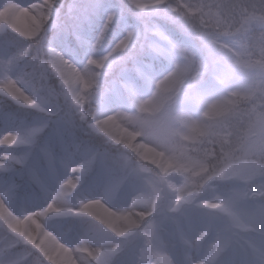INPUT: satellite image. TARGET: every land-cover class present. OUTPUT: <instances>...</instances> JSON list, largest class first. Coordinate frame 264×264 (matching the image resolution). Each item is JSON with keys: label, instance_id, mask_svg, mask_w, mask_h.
Here are the masks:
<instances>
[{"label": "trees", "instance_id": "trees-1", "mask_svg": "<svg viewBox=\"0 0 264 264\" xmlns=\"http://www.w3.org/2000/svg\"><path fill=\"white\" fill-rule=\"evenodd\" d=\"M63 1L57 0L58 5H61ZM21 2L39 6L34 10L36 13L41 6L47 9L45 0H21ZM110 2L115 6L109 7ZM188 4L186 0H110L99 7L100 15L96 22L73 31L59 30L55 34H51L50 31L49 38L58 37L63 41L65 48L74 51H79L78 44L87 35L90 34L92 37L87 60L77 57L74 62L81 69L80 78L70 84L76 90L73 98L74 107L78 109L76 117L82 124H71L65 130L58 131L52 146L51 159L57 164V166L54 165L55 168L64 170L72 161H76L81 163L79 166L75 163L74 168L78 170L82 181L86 172L91 173L84 187L80 188L75 183L68 185L73 193L83 191V188H92L103 181L105 176L100 171L99 161L103 159L113 165L110 152L117 149L126 153V150H130L127 151L128 157L135 155L139 158V154H143V148H137L140 145V135L129 131L124 124H121L117 115L120 112L129 113L145 109L144 101L154 95L160 82L174 76L176 58L171 49L172 45H179L188 52L195 53L204 66H207V70L198 82L190 83L193 79L183 81L181 77L180 80L173 81L171 84L176 90H180L187 84H190L187 87L194 86L190 96L179 102L174 121L175 132L180 141L192 150L193 160H179L162 151L159 154L158 163L152 167L153 174H157L160 181L163 179L165 184L171 187L173 200L168 207H172L178 199L189 200L193 196L191 184L180 183L182 175L185 174L187 178H198L209 172L210 163L215 156L214 150L212 149L210 154L211 148L206 145L210 142L212 125L224 116H229L235 109L248 107L255 102L261 82L259 78H253L241 70L236 72L232 69L224 70L222 63H213L208 53L200 52L199 36L195 35L200 31L196 28L188 30L182 23L181 11ZM24 14H26L25 11L18 19L11 22L10 26L25 36H33L37 31L39 17L36 28L29 30V27L23 26L22 23ZM0 21H7L3 11H0ZM29 31H34L35 34H29ZM143 35L146 37L147 50L136 57L129 58L126 66L119 72H112L111 67L124 55L132 53L142 41ZM211 41L231 53L242 55L241 47L226 45L222 40L212 39ZM2 49L5 47L0 46V53ZM221 70L227 72L226 77L221 76ZM30 105L31 98L18 85L14 87L13 80L0 82V109L14 111L22 124L31 120V114L25 111ZM82 115L85 118H81ZM20 125L10 127L17 129ZM3 129L4 126H0V135ZM41 131L42 126H31L27 130H21L17 135V139H21L18 150L28 147L26 153H28L27 160L30 167L32 145L37 138L41 137ZM197 146L208 150L207 158L203 152L194 153L193 149ZM105 148H108L107 152L104 151ZM141 160L142 158L134 164L128 162L131 164L128 167H132V173H137L133 176L132 184L129 182V174L120 170L116 171L115 175L121 180H115L113 186L109 188L111 193L119 192V196L135 192L136 196H131L133 197H130L131 200L137 201L141 198L144 204L140 207L143 210H155L157 206L152 204L153 202L147 204L152 185L144 176L146 173L140 171L137 166V163H143ZM31 168L33 169L31 174L26 168L19 167L12 175L23 186L37 187L33 183L34 178L40 180L42 178L38 174L37 166ZM45 196L49 197L48 190ZM255 197L264 201V190L257 191ZM58 209L67 215L73 214L71 210L61 207L50 211ZM220 212L227 216L228 226L236 227L244 224L237 209L223 205L220 206ZM104 226L91 231L94 232L95 237L113 240V245L105 247L101 253L102 259L99 260L90 251L82 250L83 256L92 261V264H124L125 261L137 264L144 255L140 248H146L148 259L152 257L154 264H160L158 253L163 251L169 242L164 236L165 229L156 228L158 230H154L149 238L145 234L137 237L138 222L128 218L123 220V224L119 223L115 226L108 223ZM177 232L183 231L178 227ZM167 233L171 235L170 231ZM174 234L176 233L172 235ZM117 241L122 242V246L118 245Z\"/></svg>", "mask_w": 264, "mask_h": 264}, {"label": "rangeland", "instance_id": "rangeland-1", "mask_svg": "<svg viewBox=\"0 0 264 264\" xmlns=\"http://www.w3.org/2000/svg\"><path fill=\"white\" fill-rule=\"evenodd\" d=\"M106 1L110 0H64L57 21L58 27L53 28L51 34H55L59 30L73 31L81 26L96 22L100 15L99 7ZM186 1L189 3L195 2V0ZM31 5L32 3L29 5L30 9ZM112 6L115 5L110 2L109 7ZM25 12L26 14L22 17L23 26L33 30L36 28L38 16L34 10H25ZM29 32V34H35L34 31ZM144 35L142 41L132 53L124 55L111 67L112 72H119L126 66L129 58L136 57L142 51L147 50ZM195 35L199 36L200 52L208 53V57L213 63H222L224 70L245 71L251 77L259 78L261 82L253 104L235 109L229 116H224L212 125L210 142L206 141V145L211 148L210 154L212 149L215 154L212 163H210L209 172L198 178H187L185 174L182 175L180 183L192 185H190L193 193L191 199H178L172 207H168L173 200L171 187L169 184H165L163 179L160 181L157 174H153L152 171V167L158 163L159 154L162 151L179 160H193L192 150L180 141L175 132L174 121L179 102L190 96L194 86L187 87L190 85L187 84L180 90H176L171 84L173 81L180 80L181 77L183 81L193 79L190 83L198 82L206 74L207 66H204V63L195 53H190L176 44L171 46L173 55L176 58L174 76L169 80L160 82L154 95L144 101L145 109L129 113L120 112L117 115L122 122L121 124H124L129 131L140 135V145L137 146V148H143V154H139L140 158L135 155L128 157L127 151L130 150H126V153L117 149L110 152L113 165L103 159L99 161L100 171L105 176L103 181L92 188H83V191L75 193L68 187L66 182L71 180L73 183L78 184L80 188L84 184H81L83 182L81 176L78 170L74 168L76 162L72 161L64 170H58L56 186L48 188L49 203L71 210L73 214L69 216L91 215L105 226L108 223L115 226L119 223L123 224L125 218L135 220L139 225V230L136 233L137 237L145 234L150 238L154 230H158L156 228L165 229L164 236L168 238L169 242L167 247L158 253L160 264H197L203 260H209L212 264H219V261L225 258L221 253L226 244L230 253L247 248L249 233L252 229L253 214L259 216V206L264 204V201L255 197L257 191L264 190V175H261L259 170L253 171L241 168L236 163L237 156L243 155L240 145L246 137L264 128V64L260 62L258 56L251 55L248 50L242 47V55L234 54L213 43L211 38L206 37L201 32H197ZM9 55L10 53L6 48L2 49L0 59ZM2 67L0 65V69ZM224 70H221L222 77H226L227 72ZM80 74L81 69L74 64L69 76L70 84L75 83L80 78ZM11 80L9 77L8 81ZM3 81V71L0 70V82ZM16 86L14 82V87ZM81 118H85V116L82 115ZM78 123L82 124L81 120L75 117L74 122L68 121L50 129L47 136L51 145L54 146L58 131L61 132L69 125ZM31 126L41 125L26 121L17 129L11 128V130L18 135L21 130H27ZM4 131L5 128L2 134ZM20 142L21 139H17V144ZM107 150L108 148H105L104 151L107 152ZM19 151L26 152L28 147ZM193 151L194 153L203 152L206 155L205 158L208 157V150L201 146H197ZM141 158L143 163L139 162L137 166L140 171L146 173L144 176L152 185L151 192L147 197L148 200L146 199L147 204L153 202L152 204L157 206L155 210H143L140 207L141 204H144L141 198L137 201L131 200L133 198L131 196H136L135 192L129 194L130 196L125 194L118 198L109 197L108 207H105L102 202L96 199L98 193L102 190L111 193L109 187L113 186L115 180H121L116 177V171L121 170L129 174V182L132 184L133 176L137 173H132V167H128L131 164H128V162L134 164ZM80 164L76 163V166ZM30 165L31 167L37 166L40 175L41 165L34 156L31 157ZM54 165L57 166L56 163ZM212 191L214 192L213 195ZM77 202H83V206L86 205V207H82L80 213H76L71 206L72 203ZM223 205L237 209L243 218L244 224L236 227L228 226L227 216L220 212V206ZM178 227L183 232L177 233ZM97 229L93 228L92 230ZM168 231L171 235L167 233ZM173 233H176V235L173 236ZM112 241L100 236L95 237L94 232L91 231L87 236V244L82 250L90 251L99 260L102 259L101 253L105 250V247L113 245ZM117 242L118 245L122 246V242ZM140 249L144 255L137 264H151L148 261L146 248ZM256 255L259 256L260 254L257 253ZM72 264H76L75 259H73ZM124 264L132 263L125 261Z\"/></svg>", "mask_w": 264, "mask_h": 264}, {"label": "clouds", "instance_id": "clouds-1", "mask_svg": "<svg viewBox=\"0 0 264 264\" xmlns=\"http://www.w3.org/2000/svg\"><path fill=\"white\" fill-rule=\"evenodd\" d=\"M10 0H0V9H4ZM47 9L43 6L37 11L39 24L36 34L25 36L5 21L0 24V46L5 47L11 54L0 59L3 80L9 77L31 98V105L25 109L31 114L29 123L35 122L42 126L41 137L32 145L30 158L35 157L40 163V175L43 181L54 188L58 181V169L51 159L53 148L47 136L50 129L68 121H75L78 109L74 107L76 90L70 86L69 76L77 57L85 60L89 57L92 42L91 35L79 42V51L65 48L58 37L49 38V32L58 27L60 7L57 0H45ZM182 23L188 30L198 29L203 35L214 40H222L233 47H242L251 55L259 57L264 64V0H195L181 11ZM19 135V134H18ZM243 155L237 156L236 163L241 168L259 170L264 175V128L246 137L240 145ZM76 162V161H73ZM32 173L28 160L23 166ZM91 173L86 172L83 181L86 183ZM34 191H39L32 186ZM131 195V193H130ZM119 192L101 191L97 198L109 206V197H118ZM45 196L39 207L45 208L49 203ZM95 202V201H90ZM76 213H80L83 202L72 203ZM0 209L5 206L0 202ZM33 211L32 208L23 212ZM23 212L13 208L11 212H0V236L8 234L9 221L13 215L19 218ZM59 220L75 223V230L63 232L56 227ZM103 225L91 215L69 216L62 210L45 213L36 237L38 247H26L18 236L12 239L20 240L18 247L27 252L25 264H48V256L55 253V264H92L82 254L87 244L88 233L93 228ZM32 229L28 224L25 231ZM34 230V229H32ZM6 242V241H5ZM35 243V242H33ZM260 255L257 256L256 254ZM224 259L219 264H264V204L259 206V216L253 214L252 229L249 233L248 247L238 252H229L226 244L222 250ZM0 264H4L0 261Z\"/></svg>", "mask_w": 264, "mask_h": 264}, {"label": "snow or ice", "instance_id": "snow-or-ice-1", "mask_svg": "<svg viewBox=\"0 0 264 264\" xmlns=\"http://www.w3.org/2000/svg\"><path fill=\"white\" fill-rule=\"evenodd\" d=\"M39 6L22 3L21 0H10L6 8L0 9L7 17V23L10 25L19 18L25 10H36ZM5 21H0L3 24ZM16 30L14 27L9 29ZM18 32V31H17ZM19 33V32H18ZM21 121L18 115L9 109H0V126H4L5 131L0 135V202L5 206L6 213L11 212L13 208L23 212L24 209L32 208L33 211L23 212L19 218L13 215L9 221L11 236L5 234L0 236V261L4 264H25L27 252L20 249L18 244L20 240L12 239V236H18L24 241L26 247H38L39 242L36 237L40 232L42 218L46 212H49L55 205L49 203L45 208L39 205L45 197L49 184L39 178H34L33 183L39 191H34L31 186H23L13 177L17 168L23 167L27 161L28 153L19 151L17 144V133L11 130L12 125H20ZM8 149H13L8 151ZM71 185L73 181L66 182ZM83 207H86L84 205ZM31 224L32 229L25 231L27 225ZM59 231L68 232L75 230V223L68 220H59L56 222ZM6 241V242H5ZM35 242V243H33ZM48 264H55V253L48 256Z\"/></svg>", "mask_w": 264, "mask_h": 264}, {"label": "bare ground", "instance_id": "bare-ground-1", "mask_svg": "<svg viewBox=\"0 0 264 264\" xmlns=\"http://www.w3.org/2000/svg\"><path fill=\"white\" fill-rule=\"evenodd\" d=\"M197 264H212L209 260L199 261Z\"/></svg>", "mask_w": 264, "mask_h": 264}]
</instances>
